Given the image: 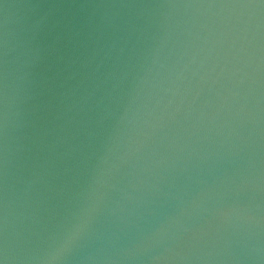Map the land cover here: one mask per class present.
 Returning a JSON list of instances; mask_svg holds the SVG:
<instances>
[{"label":"water","instance_id":"water-1","mask_svg":"<svg viewBox=\"0 0 264 264\" xmlns=\"http://www.w3.org/2000/svg\"><path fill=\"white\" fill-rule=\"evenodd\" d=\"M264 264V0H0V258Z\"/></svg>","mask_w":264,"mask_h":264},{"label":"clouds","instance_id":"clouds-1","mask_svg":"<svg viewBox=\"0 0 264 264\" xmlns=\"http://www.w3.org/2000/svg\"><path fill=\"white\" fill-rule=\"evenodd\" d=\"M83 224H76L64 237L42 258L43 264H60L64 255L71 250L79 234L83 229ZM0 264H7V256Z\"/></svg>","mask_w":264,"mask_h":264},{"label":"snow or ice","instance_id":"snow-or-ice-1","mask_svg":"<svg viewBox=\"0 0 264 264\" xmlns=\"http://www.w3.org/2000/svg\"><path fill=\"white\" fill-rule=\"evenodd\" d=\"M5 260V257L4 258H0V262H3Z\"/></svg>","mask_w":264,"mask_h":264}]
</instances>
